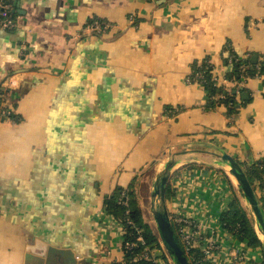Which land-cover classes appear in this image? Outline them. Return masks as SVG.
<instances>
[{
    "label": "crops",
    "instance_id": "obj_1",
    "mask_svg": "<svg viewBox=\"0 0 264 264\" xmlns=\"http://www.w3.org/2000/svg\"><path fill=\"white\" fill-rule=\"evenodd\" d=\"M14 3L18 27L0 30V92L23 121L0 120V264H23L33 238L73 249L79 264L121 262L122 226L105 199L132 186L139 196L158 161L184 152L168 185L170 215L218 245L210 264L263 263L262 249L222 227L239 192L205 151L264 162V77L232 81L233 115L188 80L205 60L226 79L227 46L263 60L264 0ZM94 18L113 31H89Z\"/></svg>",
    "mask_w": 264,
    "mask_h": 264
},
{
    "label": "trees",
    "instance_id": "obj_2",
    "mask_svg": "<svg viewBox=\"0 0 264 264\" xmlns=\"http://www.w3.org/2000/svg\"><path fill=\"white\" fill-rule=\"evenodd\" d=\"M10 1L15 6L14 0ZM13 16L15 18L20 17L17 11H15ZM94 22H99L103 25L109 24V22L105 20L94 18L89 21L88 26L90 27ZM227 53V61L230 59L232 65H230L231 68L226 79L240 83L244 76L248 78L264 77V58L262 61L253 63L251 56L241 57L230 46H227ZM242 66L246 68L244 73H242L241 70ZM193 69V79L196 81H202V85L207 91L209 106L218 104L225 105L228 108L229 115L235 114L237 112L235 107L237 96L236 89L230 88L226 90L223 86L219 87L214 83V81H212L213 66L209 60H205L201 63V65L196 63ZM197 73L202 75L201 79L196 78ZM238 91L241 92V94L246 92L245 90ZM8 92L9 90L0 92V120H10L19 124L23 121V118L20 115H17L15 110L6 104V100L8 99L7 94L10 95ZM2 95H4L3 98ZM248 103L249 100L244 101V104ZM4 112H7L8 114L3 116ZM243 166L250 183L253 186L256 182L260 183L262 190L260 202L264 208V162L259 161ZM170 196L171 192L168 187L167 198ZM104 206L107 214L113 216L116 220L122 223L126 229L122 245L124 259L121 262L115 264H159L154 262L155 260H153L152 254L150 252L147 258L144 256L145 249H153L154 247L160 248L159 238L154 229L145 221L134 187H129V189H116L112 195L105 199ZM171 217H174L173 214H171ZM220 222L222 227L232 236H234L239 242L247 244V246L251 249H262L249 214L237 196H235L229 205V209L221 215ZM173 227L180 244L185 251V248L180 240L178 227L174 222ZM140 235L143 237L145 245L137 243V237ZM127 243L136 244V246L128 249L125 246ZM185 255L188 260L190 255L194 258V261L190 262V264H210L208 262H203L204 254L199 250L190 251L189 253L185 251ZM166 262L168 261L166 260ZM261 264H264V262Z\"/></svg>",
    "mask_w": 264,
    "mask_h": 264
},
{
    "label": "water",
    "instance_id": "obj_3",
    "mask_svg": "<svg viewBox=\"0 0 264 264\" xmlns=\"http://www.w3.org/2000/svg\"><path fill=\"white\" fill-rule=\"evenodd\" d=\"M19 13H21L18 10ZM257 57H253L255 62ZM212 154L218 161L216 165L228 169V174L236 182L237 190L244 200L255 233L261 243L264 254V208L257 196L254 186L250 183L245 168L234 157L224 151L212 147ZM184 153H173L166 159L156 163V173L150 186V211L154 218L156 234L165 249L171 264H190L180 241L175 233L167 205V188L174 169L185 160ZM23 264H79L75 251L71 248H59L38 238H33L26 246Z\"/></svg>",
    "mask_w": 264,
    "mask_h": 264
},
{
    "label": "built area",
    "instance_id": "obj_4",
    "mask_svg": "<svg viewBox=\"0 0 264 264\" xmlns=\"http://www.w3.org/2000/svg\"><path fill=\"white\" fill-rule=\"evenodd\" d=\"M15 11H17V9L13 5V3H11L10 0H0V30L13 31L18 27L20 17L15 18L13 16L15 14ZM131 20H134V18L131 17ZM89 31H91L92 33L98 36H103L113 31V25H111L110 23L103 25L99 22H94L89 27ZM241 70H242V73H244L246 68L242 66ZM193 74L190 76L188 80L189 82L194 81ZM196 78L201 79L202 75L200 73H197ZM245 80H246V77L244 76L242 82H240V86L244 87L245 82H246ZM212 81H214V83L219 87L223 86L226 90H228L230 85L232 84V81L228 79H225V78L219 79L213 71H212ZM200 83H202V81H200ZM13 84H14L13 79H10L7 85L9 87H13L14 86ZM7 114H8L7 112H4L3 116H6ZM254 189L259 199H261L262 190H261L259 182L255 183ZM173 216L174 217H171L172 224L174 222L178 227L180 240L185 248V251L189 253L190 251L199 250L204 254L203 262L209 263V258L219 248L218 245L214 243L212 238L206 237L202 233L201 226L195 223L190 218L185 217L181 214H173ZM121 226H122V234L124 238L126 229L124 228L122 223H121ZM137 243L145 245L144 239L141 235L137 237ZM159 245H160V248L154 247L153 249H149V248L145 249L144 256L147 258L148 255L151 253L153 260H155L154 262H157L159 264H164L165 260H167L168 263L171 264L170 259L165 249L163 248L160 240H159ZM125 246L128 249H130L136 246V244L127 243L125 244ZM236 258L241 262L245 261L244 254L243 253L240 254V251L238 249L236 250ZM193 261H194V258L190 255L189 262H193Z\"/></svg>",
    "mask_w": 264,
    "mask_h": 264
},
{
    "label": "rangeland",
    "instance_id": "obj_5",
    "mask_svg": "<svg viewBox=\"0 0 264 264\" xmlns=\"http://www.w3.org/2000/svg\"><path fill=\"white\" fill-rule=\"evenodd\" d=\"M222 169L227 174V179H230L231 183H233L235 185V183L233 182L231 176L228 174V172H226V171H228V169H226L224 167H222ZM147 182H148V184H144V186L142 187L141 191L139 192V196H137V197H138V200H140L139 202L142 204L141 209H142V212H143V215H144L146 223H148L155 231L156 230V226H155V223H154L153 215H152V213L150 211L151 193H150V186L149 185H150L151 182L150 181H147ZM239 197H240L241 203L245 207L244 200L241 198L240 194H239ZM164 264H169V263L166 262V260H165Z\"/></svg>",
    "mask_w": 264,
    "mask_h": 264
},
{
    "label": "bare ground",
    "instance_id": "obj_6",
    "mask_svg": "<svg viewBox=\"0 0 264 264\" xmlns=\"http://www.w3.org/2000/svg\"><path fill=\"white\" fill-rule=\"evenodd\" d=\"M232 180H233L234 183L236 182V180L233 177H232Z\"/></svg>",
    "mask_w": 264,
    "mask_h": 264
}]
</instances>
